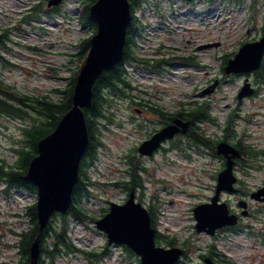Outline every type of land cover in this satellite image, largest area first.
Returning <instances> with one entry per match:
<instances>
[{
    "label": "rangeland",
    "instance_id": "obj_1",
    "mask_svg": "<svg viewBox=\"0 0 264 264\" xmlns=\"http://www.w3.org/2000/svg\"><path fill=\"white\" fill-rule=\"evenodd\" d=\"M41 1V14L27 18L30 8ZM46 7L45 0H0V32L7 30L5 44L0 46V53L6 58L4 63L0 57V80L15 92H51L58 97L62 93H52L53 88L68 84L81 63L74 53L81 40L93 31L83 28L78 20L82 0H62L52 7L51 13H47ZM136 12L142 27L136 35L134 52L137 58L147 59L149 63L137 66L134 59L126 63L130 85L124 88L126 94L115 95L116 103L107 108L108 117L112 113L113 120H103V143L87 167V174L94 182L81 198L87 215L84 219H77L71 213L68 216V234L79 250L57 256L55 264H140L137 255L120 246L107 245L104 231L96 225L111 201L123 202L130 192L123 183H114L130 180L133 159L129 155H135L130 149L143 137L131 128L128 100L136 97L161 102L163 99L187 101L204 83L219 78V86L208 100L210 114L219 125L208 126L207 131L213 136L223 134L226 104L235 102L240 79H224L222 54L239 47L243 39L257 35L264 24V0H195L193 3L144 0ZM208 39L221 43L198 48ZM192 55L198 62L186 64L185 58ZM165 56L176 62H161L157 70L151 67ZM194 99L203 102L202 95L196 94ZM243 105L248 110L249 102ZM259 107L264 110V106ZM22 123L24 119L0 115V155L10 162L16 159L17 152L12 146L18 145L14 139L22 137L19 130ZM142 161L145 164L139 173L143 183L137 188L142 197L136 195V198L145 206L152 204L158 230L175 237L179 246L186 248L177 264H200L201 254L211 248H215V256L221 257L222 264H264V207L257 218L249 219L252 227L240 225L215 234L195 228L194 206L207 201L213 193L219 168L217 160L203 167L185 158L177 165H152L147 159ZM4 188V181L0 180V264L20 257L15 245L19 237L16 230L28 226L21 214L26 205L38 199L37 192L12 188L8 193ZM231 202L234 204L235 200ZM53 218L55 223L59 221L58 216ZM81 249L107 252L93 257Z\"/></svg>",
    "mask_w": 264,
    "mask_h": 264
},
{
    "label": "water",
    "instance_id": "obj_2",
    "mask_svg": "<svg viewBox=\"0 0 264 264\" xmlns=\"http://www.w3.org/2000/svg\"><path fill=\"white\" fill-rule=\"evenodd\" d=\"M62 0H50L49 6ZM90 11L97 22V31L91 38L86 61L75 84L73 105L62 116L53 131L38 142V153L31 159L26 177L38 188L37 214L39 233L30 248L27 264H40V241L45 226L55 212L65 213L73 201V191L79 179L81 160L89 143V130L84 108L92 103L94 84L105 69L120 61L124 54L127 29L132 20L130 0H96ZM212 45V44H206ZM217 45V43H215ZM249 50L257 54L250 55ZM264 52V34L256 41L246 42L237 55L231 59L228 71L249 70L258 67ZM253 58V60H251ZM251 61V62H250ZM218 81L212 84L216 87ZM168 136L164 131L142 143L156 147L162 138ZM218 152L232 148L228 142L220 141ZM229 166L218 174L216 192L209 201L194 206L195 228L215 234L216 230L235 225L238 215L230 212L220 193L235 181ZM96 225L104 231L108 242L126 244L140 256L141 264H177L184 253L180 246L157 245L155 228L152 225L148 208L136 199L132 189L124 202L111 201L106 214L96 220ZM204 264H217L206 256Z\"/></svg>",
    "mask_w": 264,
    "mask_h": 264
},
{
    "label": "flooded vegetation",
    "instance_id": "obj_3",
    "mask_svg": "<svg viewBox=\"0 0 264 264\" xmlns=\"http://www.w3.org/2000/svg\"><path fill=\"white\" fill-rule=\"evenodd\" d=\"M46 1L47 7L45 9L57 6V4L49 6L50 0H45V2ZM34 14L33 10L29 11L27 18L32 17ZM263 34L264 24L257 35L243 39L239 47L230 49L222 54L224 79L228 80L230 77L240 79L235 91V102L232 103L229 101L226 104L228 112L222 126L223 134L213 136L207 131L208 126L215 127L219 125L216 119L211 116L208 103L210 95H213L219 86V78H213L204 83L199 89V92L197 91L192 98L187 101L182 99H163V102H161V100H152L151 98L131 97L126 104L130 114L129 120L132 123L131 128L143 134V137L140 138L138 143L133 145L130 149V153L134 152L135 155H129V157L133 159V162L141 167H144L145 164L142 159L149 160V163L152 165H157L159 163L177 165L182 161V158H185L186 160H192L191 163H199L201 167L217 160L219 162V168L217 170V175H215L216 182L213 186V193L209 196L208 200H210L216 192L219 172L229 166L232 168V174L236 179L232 185H230V188L221 191L220 197L221 200L227 202L230 212L238 215V222L235 225L221 227L217 229L216 232L236 229L240 227V225L252 227V223L249 219L257 218L262 211V207H264V119L260 118L264 116V110L259 107L261 105L264 106V52L258 67L240 71H228L227 69V67L230 66L231 59L237 55L240 47L244 43L259 40ZM215 43L218 44L221 43V41L208 39L200 43L198 48L212 46L215 45ZM4 44L5 43H1L0 46ZM249 54L254 55L257 54V52L255 50H249ZM171 58L172 57L165 56L164 58H160L162 61L159 60L157 64L150 66L157 70L161 67V62L168 64L175 63L176 61ZM133 59L138 62L136 63L137 66L142 63H149V60L144 58L142 60L140 58H136L137 60L135 58ZM251 60H253V58H251ZM185 61H187L186 64L190 65L198 62L195 59V55L186 57ZM180 62L183 63L181 59ZM183 64H185V62ZM216 80L218 81L216 87L211 89L212 84H214ZM196 94L202 95L203 102L194 99ZM115 97H117V95ZM113 102L116 103L114 98ZM246 102H249L248 110L247 108H243V104ZM199 104L205 106L207 117L198 116L200 114L198 113L199 110H197ZM256 106L258 107L255 108ZM243 110L245 112H243ZM109 115L110 113H108V116ZM108 120H113L112 113ZM161 131H164L168 136L162 138L159 145L152 147L151 151H148L151 145L145 146V151H142V143L151 139ZM220 141L228 142L232 145L233 149L227 152H218L217 145ZM195 166L198 167V164ZM260 173L263 174L261 175ZM135 191L137 192V189ZM136 195L142 197L139 193ZM231 200H235L234 204H232ZM146 206L151 214L152 225L155 228L156 244L164 245V240H162V238L166 237V235L157 228L155 208L150 203L146 204ZM109 208L102 216L108 212ZM107 245L120 246L128 250L131 255H137L141 264L140 256L126 244L109 243L107 239ZM182 248L184 249L183 255H185L187 250L183 246ZM215 254V248L213 251L210 250L209 252L201 254L202 258L200 264H204L206 256L212 257L217 264H222V260H220L221 257L215 256Z\"/></svg>",
    "mask_w": 264,
    "mask_h": 264
},
{
    "label": "trees",
    "instance_id": "obj_4",
    "mask_svg": "<svg viewBox=\"0 0 264 264\" xmlns=\"http://www.w3.org/2000/svg\"><path fill=\"white\" fill-rule=\"evenodd\" d=\"M96 0H82V8L79 13L78 20L83 28L92 29V35L85 37L79 44V49L74 53L77 59L81 61L68 84L62 87H54L52 93H62V95L55 97L53 94H29L26 92H15L10 90L9 84L0 80V115H7L10 117H18L25 120V123L20 124L19 130L22 137L14 139L18 142L17 146H12L17 152L16 159L13 162L0 155V180L4 181L5 191L10 192L12 188H23L31 192H37V185L26 177L31 159L38 153V142L45 135L55 129L62 116L73 105V93L78 74L86 61L89 49L91 47V38L97 31V22L92 16L90 6ZM187 3H193L194 0H183ZM214 1V0H209ZM256 0H253L255 2ZM144 0H130L132 11V20L127 29V38L124 48L123 57L119 62L112 67L105 69L97 78L94 84V93L92 103L84 108L89 130V143L86 152L81 160L79 169V179L75 184L73 191V201L69 210L65 213L55 212L48 224L45 226L41 235L40 241V264H55L56 257L66 253L79 250L74 246L71 237L68 234L69 222L68 216L71 213L77 219H84L87 215L81 198L83 194L89 192L90 183H94L87 174V167L94 161L98 155V146L103 143L101 139V126L104 119L108 117L107 108L112 105L115 95L126 94L124 88L130 85L127 79L128 60L137 58L134 48L137 33L141 30V20L136 12V7L140 6ZM60 8L57 7L56 10ZM30 10L37 13L39 16L43 10L42 3L35 4ZM51 13L52 8L46 10ZM7 30L0 32V44L6 41ZM6 63V58L0 53ZM197 110L200 113L198 116L207 117V111L203 104H199ZM140 165L133 162L130 169V180L116 181L115 184L123 183L126 189H137L143 183L142 176L139 173ZM26 217L28 226L17 231L18 240L15 245L19 250L20 257L7 264H27L30 260V248L39 233V220L37 214V201L26 205L25 211L21 214ZM54 216L59 217L57 223L54 222ZM162 240L169 245H179L175 237H163ZM87 254L97 257L106 253L107 250H83ZM214 248H211L213 251Z\"/></svg>",
    "mask_w": 264,
    "mask_h": 264
}]
</instances>
